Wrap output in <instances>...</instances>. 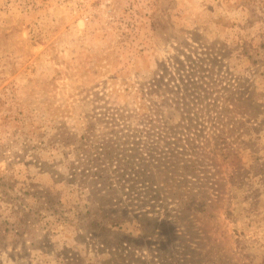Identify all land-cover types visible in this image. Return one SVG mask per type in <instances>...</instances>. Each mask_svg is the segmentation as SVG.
I'll return each mask as SVG.
<instances>
[{"label":"rangeland","instance_id":"1","mask_svg":"<svg viewBox=\"0 0 264 264\" xmlns=\"http://www.w3.org/2000/svg\"><path fill=\"white\" fill-rule=\"evenodd\" d=\"M0 264H264V0H0Z\"/></svg>","mask_w":264,"mask_h":264},{"label":"trees","instance_id":"2","mask_svg":"<svg viewBox=\"0 0 264 264\" xmlns=\"http://www.w3.org/2000/svg\"><path fill=\"white\" fill-rule=\"evenodd\" d=\"M129 163H127L128 165ZM127 165L125 166V169L127 170ZM124 176H128V174H124ZM137 177V176H136ZM136 180L133 179H129V183L127 184L128 185V189H130L131 191V194L136 196V197H141L140 199V202H144L145 200V197L143 194H146V193H150V191L148 192V189L146 190L144 187H143V190L142 191H138L137 188L134 187V185L136 184ZM144 184V182H143ZM147 191V192H146ZM200 208V207H199Z\"/></svg>","mask_w":264,"mask_h":264}]
</instances>
